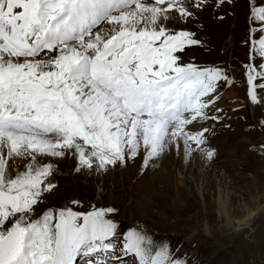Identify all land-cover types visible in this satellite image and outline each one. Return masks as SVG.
I'll use <instances>...</instances> for the list:
<instances>
[{"label": "snow or ice", "instance_id": "1", "mask_svg": "<svg viewBox=\"0 0 264 264\" xmlns=\"http://www.w3.org/2000/svg\"><path fill=\"white\" fill-rule=\"evenodd\" d=\"M226 0H0V264H183L144 230L118 235L112 208L64 206L33 219L57 185L52 163L76 160L75 173L106 172L143 151V168L183 143L211 161L209 115L219 84L234 80L219 66L184 63L206 7ZM232 0H227L231 3ZM247 96L264 90V0H250ZM258 61V62H257ZM222 109H216L220 112ZM264 123V122H262ZM15 171L9 174V168ZM23 167V170L21 169ZM79 205V201H70Z\"/></svg>", "mask_w": 264, "mask_h": 264}, {"label": "rangeland", "instance_id": "2", "mask_svg": "<svg viewBox=\"0 0 264 264\" xmlns=\"http://www.w3.org/2000/svg\"><path fill=\"white\" fill-rule=\"evenodd\" d=\"M249 2L226 0L219 8L197 13L194 23L175 25L195 32L202 42L186 48L184 63L219 66L234 80L232 86L221 82L214 94L220 98L209 115H218L219 121L193 122L187 129H211L206 147L215 150L214 158L194 152L186 161L181 142L179 149L172 146L147 168L142 167V150L124 166L99 173H75L72 156L38 159L54 165L50 180L57 187L45 194L33 219L64 206L85 213L93 205L110 207L115 211L107 218L118 224L121 238L129 228L142 229L154 241L166 243L183 264H264V141L253 119L244 68L252 62ZM258 96L264 109V90L258 89ZM9 174H15L11 165Z\"/></svg>", "mask_w": 264, "mask_h": 264}, {"label": "water", "instance_id": "3", "mask_svg": "<svg viewBox=\"0 0 264 264\" xmlns=\"http://www.w3.org/2000/svg\"><path fill=\"white\" fill-rule=\"evenodd\" d=\"M253 119L257 125V127L260 129L262 133V137L264 140V112L261 108V105L259 104L258 109L253 110Z\"/></svg>", "mask_w": 264, "mask_h": 264}, {"label": "bare ground", "instance_id": "4", "mask_svg": "<svg viewBox=\"0 0 264 264\" xmlns=\"http://www.w3.org/2000/svg\"><path fill=\"white\" fill-rule=\"evenodd\" d=\"M225 5V4H224ZM212 9V8H211ZM217 11V10H216ZM219 11V10H218ZM217 11V12H218ZM260 98V97H259ZM251 101V100H250ZM259 104H260V102L259 103H257V104H253L252 102H251V105H252V110H254V109H258V106H259ZM261 108H262V110H263V112H264V109H263V107L261 106ZM264 141V140H263ZM41 160V159H40ZM62 164V163H61ZM222 211L225 213V209H222ZM226 214V213H225ZM229 228H231V225H230V223H228L227 225H226V229L228 230ZM86 257H83V256H79V257H77V260H76V262H82V264H85L86 263ZM126 260V261H125ZM124 264H126L127 263V261H132L133 262V258H131V257H125L124 258ZM117 264H119V262H117Z\"/></svg>", "mask_w": 264, "mask_h": 264}]
</instances>
